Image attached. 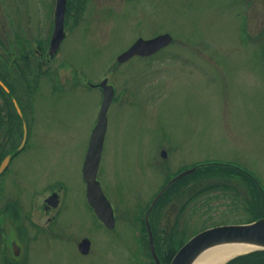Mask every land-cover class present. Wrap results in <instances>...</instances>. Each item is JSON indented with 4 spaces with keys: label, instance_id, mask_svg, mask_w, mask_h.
<instances>
[{
    "label": "rangeland",
    "instance_id": "rangeland-1",
    "mask_svg": "<svg viewBox=\"0 0 264 264\" xmlns=\"http://www.w3.org/2000/svg\"><path fill=\"white\" fill-rule=\"evenodd\" d=\"M241 1L124 0L116 3L113 29L100 35L105 44L97 46L91 36H72L53 61L57 69L38 71L32 58L25 73L22 57L15 52L7 62L0 61L2 75L12 84V97L29 124L26 147L10 166L15 173L11 181L0 183V204L7 199L4 195L16 198L23 211L33 210L32 218L44 225L45 217L34 207L48 185L59 181L61 186V208L45 229L53 234L40 230L36 240L22 243L28 250L23 264H135L131 255L138 246L137 235L146 264L147 234L139 220L167 178L196 164L208 163L213 172L224 173L207 178L192 174L176 193L158 199L153 209L159 223L155 233L162 236L177 224L176 230L191 234L212 222L252 218L250 207L242 205L251 193L246 194L238 178H246L257 191L264 189V35L258 34L264 31V0ZM46 2L39 0L36 12L35 0H0V34L7 33L12 50L19 34L28 37L33 17L47 19ZM108 24L101 25V33ZM163 28L176 35L175 42L148 58L115 64L132 34ZM65 57L70 66L64 65ZM106 77L119 98L107 114L97 179L119 219L113 232L98 225L86 204L81 173L101 98L99 89L88 82ZM10 98L0 93L2 116L8 115L6 108L17 122L12 137L1 131L4 149L19 145L21 138L20 117L4 105L12 102ZM1 125L3 129L8 122ZM225 181L237 189L233 205ZM211 182L217 185L211 190L215 198L209 211L198 198L197 213L180 210L191 194ZM27 229L29 237L37 233L31 225ZM81 236L92 240L88 254L76 248ZM3 238L0 234V264H7L10 240L7 244Z\"/></svg>",
    "mask_w": 264,
    "mask_h": 264
},
{
    "label": "flooded vegetation",
    "instance_id": "flooded-vegetation-1",
    "mask_svg": "<svg viewBox=\"0 0 264 264\" xmlns=\"http://www.w3.org/2000/svg\"><path fill=\"white\" fill-rule=\"evenodd\" d=\"M121 1H124V0H65V7H64V12H63L64 15L62 18V28H61V31L57 33L58 24L56 23V13H55L57 2L56 0H47L46 3H48V6H49L47 9V13H48L47 19L43 21L39 19V17L37 18L33 17V21L31 22L32 29L28 32V35H27L28 37L30 36V38L27 37L28 38L27 39L26 36L19 34L21 37L18 39V43L14 46V48H16L15 50H12L10 48V42H9L8 37L6 36L7 33L4 30H1L0 61L5 60L7 62V59H9V55L15 52L16 55H18L19 57H22L21 68L24 70L25 73L27 71V68H29L32 64V58H34L35 60V66L37 67L38 71L40 69H42L43 72L51 71L52 69H57L59 66L58 64H55V62L53 61L56 58V56L60 54L62 47L64 46L63 45L64 42H66V40H68L72 36L77 35L81 39H83L84 36L85 37L91 36L92 37L91 41H93V43H95L97 46L105 44V42H102L101 40H99L100 35L103 36L104 33L105 34L110 33L109 31L113 29L114 27L113 15L115 11L114 9H116V3L121 2ZM127 1L135 2V0H127ZM241 2L245 4V0ZM35 3H37L35 10L36 12H38L39 0H35ZM39 9H40V5H39ZM105 22L107 23L109 22L108 29H106L104 32L102 31L103 33H101L102 26H104ZM130 27H132V25ZM163 29L164 30H158V31H153V32H151L150 30L146 32L138 31L137 34H132L127 39L126 41L127 43L122 50L127 49V47L132 45L134 41L137 40L138 37L148 39L150 37L158 35V33H163V32H167L170 34L172 33L171 31H168L165 28ZM262 29H264V27ZM259 33L261 34V37L262 35H264L263 34L264 31L261 32L260 30L258 34ZM53 35L61 37L59 40H56L57 47L55 49H53L52 47V45H54L53 40H52ZM171 36H172V43H173L176 41L174 39L176 35L172 33ZM153 55L155 54L148 55V57L153 56ZM148 57L138 55V56H132L128 58V60H132L134 58L138 59V58H148ZM28 61L30 63H28ZM63 62H64V65L66 64L67 66H70V60L67 59V57L64 58ZM4 66H5L4 68H7L6 63H4ZM0 73H1V69H0ZM90 86L97 87L101 91V88L97 85L96 86L90 85ZM7 88L9 92H10V89H12V84L8 81H7ZM121 94H122V91H121ZM100 97H101V93H100ZM125 97L124 99H122V101H120V104L125 100ZM118 98L119 97L115 94V92H113V100L108 105L109 107L108 111L110 110L111 106L118 101ZM2 103L4 104V102ZM8 103L9 102H6L4 104L5 107L6 106L9 107ZM2 111L0 114V138L2 137L1 131L8 134L9 137H12V135L16 134L15 132H16L17 124L15 121H13L11 112H9V110L5 108V112L8 111V115L6 113V116H2L3 115ZM30 117H31V113H27L28 123L32 122ZM1 121L5 123L8 122V125H4L3 129H2L3 126L1 125ZM22 150L23 149H21L18 152L17 147H13V148L11 147V148H6V149H4L3 147L0 148V154H2L3 157L5 155H10L9 161L7 163V167H5L2 173H0V183L1 182L3 183L9 179L11 181L12 175H14L15 173V172L13 173V170L15 168L13 169L10 167L11 163L19 155V153ZM3 157L0 158V162L2 161ZM3 177L7 179H4ZM240 181L242 182L241 186L244 187V191L246 192V194H248L250 190H249V186H247L248 182L246 178L243 179L241 177ZM196 183L198 184V181H196ZM224 189H225V193L231 192V198L233 199L232 205H233L234 192H236L237 190L236 187H234L231 181L229 182L225 181ZM197 191L199 192V190ZM50 194L56 195L55 198L53 197L50 198L49 196ZM4 196L7 199H4V201L0 204V224H2V226L0 227V232L5 233V235L7 234V238L9 237V240H10L9 247L6 250L10 253L8 257V262H10L11 264H20V263L23 264L24 259L27 258L28 250H27V247L22 248V243L25 245L30 241V239L36 240L35 238L36 236H38L40 230L44 233V235L47 234V232L49 231H51L50 235L53 234L52 229H49V230H45V229H48L49 226L53 224V222L56 219V214L61 208V202H62L61 186L58 184L57 186L49 185L47 187V194L43 195L42 200L40 201L39 204H37L36 208L33 206L34 209H36V211L40 212V215H43L45 217L43 221L44 225H41L39 222H36L32 218L33 214H36V212H33V210L23 211V208L21 207L20 201L18 199L10 198L11 196L9 195H4ZM0 200H2V198H0ZM243 202L245 204L242 203V205L244 209L247 210L249 208V202H245V201ZM90 210L92 209L90 208ZM27 218H29L27 221V225L24 226L22 222L24 220H27ZM118 220L119 219L116 218L113 223V227L108 228L99 219L96 218L98 225L109 232H113V230L117 229ZM30 225L33 226L37 232L35 235L32 234L31 237H29L30 231H28L27 229V227H29ZM137 236H138L137 237L138 246L134 247V249L132 250L131 256H133V258L135 259V264H143L142 251L139 245L140 236L139 235ZM83 238H87L89 240V246H88L89 250L86 253H82V254H88L92 250V240L90 237L81 236V238L78 240L76 244V248L78 249V252H79L78 243ZM149 260H150V257L146 264H153V258H152L151 263Z\"/></svg>",
    "mask_w": 264,
    "mask_h": 264
},
{
    "label": "water",
    "instance_id": "water-1",
    "mask_svg": "<svg viewBox=\"0 0 264 264\" xmlns=\"http://www.w3.org/2000/svg\"><path fill=\"white\" fill-rule=\"evenodd\" d=\"M56 23L58 24L57 33L61 31L62 28V18L64 15V7L65 0H56ZM54 34V33H53ZM56 35V34H55ZM58 35V34H57ZM60 36L53 35V44L52 47L55 49L57 47L56 40H59ZM171 41V35L168 33H161L155 37L143 39L141 37L137 38L136 41L132 45H130L126 50L117 55L116 60L118 62H123L127 60V58L133 55H148L156 52L160 47L169 44ZM3 88L6 90V86L0 80ZM99 86L102 88V100L99 106V110L97 113V120L92 127V131L89 136V142L87 147V152L83 159L82 165V173L83 178L86 181V200L87 203L92 206L93 211L97 217L103 221L107 227L112 228L115 220V216L113 214V208L109 203L106 195L103 193L100 183L97 180V169L99 166V160L102 153V146L104 142V136L106 133L107 126V118L106 114L108 111V105L111 102L113 96V86L107 83V77L102 79L99 83ZM14 101L15 109L20 116H22V111H20L19 105L17 101ZM23 122V135L20 139L19 148L23 146L24 141L27 136L26 125ZM161 155H165V151L161 152ZM9 160V155L5 156L0 163V172L3 171V168L6 166ZM195 168L186 169L178 174L175 177L171 178L170 181L165 184V186L160 190V192L155 196V198L151 201L149 208L155 204L156 199L164 192V189L172 182L175 181L176 178L185 175L193 171ZM146 224L147 231L149 234L148 244L150 245L151 255L154 257V264H161L158 255L155 253V248L153 245V234H151L150 225L147 220L146 215ZM236 243L239 245L249 246L250 249L243 251L249 252L255 249L264 250V216L261 218H257L250 222H242V223H223L220 225H213L208 228L199 230L198 233L189 237V239L184 242L182 246L178 248L175 252L174 256L170 260L168 264H192L193 260L200 255V252L209 249L214 246H221L223 244H232ZM89 240L84 238L78 244V248L80 252L86 253L89 248ZM234 254L232 256H235ZM229 257L228 259L232 258Z\"/></svg>",
    "mask_w": 264,
    "mask_h": 264
},
{
    "label": "trees",
    "instance_id": "trees-1",
    "mask_svg": "<svg viewBox=\"0 0 264 264\" xmlns=\"http://www.w3.org/2000/svg\"><path fill=\"white\" fill-rule=\"evenodd\" d=\"M1 78H3V77H1ZM27 89H29L30 91L32 90L30 86H27ZM0 93L3 96H8V94L5 92V90H3L1 88V86H0ZM9 107L14 110L12 102L9 104ZM1 108H2V105L0 106V111H1ZM15 113H16V111H15ZM11 115H12V113H11ZM14 116L17 118L18 117L17 113L14 114ZM16 124H17V122H16ZM18 124H19L18 133L21 135V133H20L21 132V130H20V124L21 123L19 122ZM1 147H2V145H0V148ZM1 157H3L2 154H0V158ZM202 167H204V168L198 167L199 169L197 172L198 176H201V177H205V178L214 177L218 174L224 173L223 171H220V169H218L216 172H213L210 169L209 164L202 166ZM191 177H192L191 175H187L185 178H181V179L175 181L174 184L170 185L165 190V193L163 196L165 197V195L168 196L175 191L177 192L178 190H176V189L178 188V186L182 185V183L184 184L187 181L186 179H189ZM216 185L217 184L211 182L208 185L201 187L199 192L197 191L195 194H191L186 199V201L180 206V210L183 211L184 209L188 208V210L190 212L197 213L198 207L201 205L202 208L204 207L205 211H209V208L211 207L210 203L212 201V198H215V195L211 194V190H213L214 187H216ZM163 196H161L160 198H162ZM197 198L200 201V205H196V202H197L196 199ZM159 201H157V202H159ZM249 202H250L249 207H250V212H251L252 218L247 219V221H252L253 219H255L257 217L264 215V206H263V204H264L263 203L264 202V193H262V195L256 194V196H254V197H252V195H251ZM158 204L161 205V203H158ZM154 208H155V206H154ZM153 209L150 212L153 216V221H150V223H152V230H153V234H154V245L156 246V252L158 255H160L162 263L168 264L170 259L173 257V254L178 250V248L192 234L186 233L184 229L181 231L176 230L177 224H174L173 227L170 229V231H167V233L163 234L162 236L157 234V232L155 233L156 225H158L159 223L157 220H155L154 215H156V214L153 211ZM261 214H263V215H261ZM223 222H225V221H223ZM212 223L215 224V222H212ZM143 226H144V224H143ZM143 230H145L144 227H143ZM224 264H264V250H253V252L244 253L243 255L235 256L231 260L225 262Z\"/></svg>",
    "mask_w": 264,
    "mask_h": 264
},
{
    "label": "bare ground",
    "instance_id": "bare-ground-1",
    "mask_svg": "<svg viewBox=\"0 0 264 264\" xmlns=\"http://www.w3.org/2000/svg\"><path fill=\"white\" fill-rule=\"evenodd\" d=\"M250 249L249 246H242L236 243L223 244L221 246H214L200 252L192 262V264H222L234 254L242 253Z\"/></svg>",
    "mask_w": 264,
    "mask_h": 264
}]
</instances>
